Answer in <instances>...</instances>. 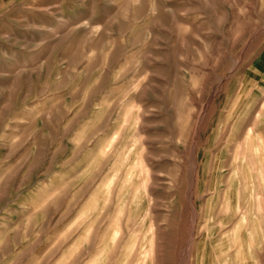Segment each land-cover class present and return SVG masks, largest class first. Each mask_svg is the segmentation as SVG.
I'll list each match as a JSON object with an SVG mask.
<instances>
[{"label": "rangeland", "instance_id": "obj_1", "mask_svg": "<svg viewBox=\"0 0 264 264\" xmlns=\"http://www.w3.org/2000/svg\"><path fill=\"white\" fill-rule=\"evenodd\" d=\"M0 264H264V0H0Z\"/></svg>", "mask_w": 264, "mask_h": 264}]
</instances>
